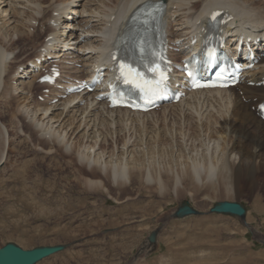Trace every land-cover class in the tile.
Instances as JSON below:
<instances>
[{
	"label": "rangeland",
	"instance_id": "374dc122",
	"mask_svg": "<svg viewBox=\"0 0 264 264\" xmlns=\"http://www.w3.org/2000/svg\"><path fill=\"white\" fill-rule=\"evenodd\" d=\"M37 36L24 48L29 51L23 53L20 44L11 56L15 57L13 70L33 57L35 43L43 40ZM74 46L71 42L68 48ZM20 98L13 99L9 107L5 101L0 104V122L10 141L6 162L0 166V248L8 243L26 250L65 247L38 264H264V174L256 176L254 186L251 178L243 177L238 188L241 194L234 198L215 196L206 187L197 193L190 179L186 184L192 188L191 194H174L173 173L180 171L189 157L190 164L194 158L208 157L212 145L206 140L188 142V121L178 114L166 116L174 112L172 109L150 120L137 119L120 132L104 128L96 148L109 156L106 161L112 165L119 162L118 149L124 144L138 154L143 150L156 152L150 158L131 159L129 164L136 166L134 173L129 182L121 183L113 182L111 173L104 176L89 168L76 153L66 152L52 139L45 136L44 141L22 112L26 102ZM199 130L192 124L193 135L203 133ZM79 136L73 135V143ZM0 137L1 149L2 132ZM148 172L165 180L167 189L147 182ZM259 198L262 206L259 204L258 210ZM185 201L202 213L173 218ZM226 201L246 206L248 220L209 213L215 204ZM154 231L157 243L153 247L149 237Z\"/></svg>",
	"mask_w": 264,
	"mask_h": 264
},
{
	"label": "bare ground",
	"instance_id": "6f19581e",
	"mask_svg": "<svg viewBox=\"0 0 264 264\" xmlns=\"http://www.w3.org/2000/svg\"><path fill=\"white\" fill-rule=\"evenodd\" d=\"M44 1L0 0V104L5 101L9 107L13 99L16 101L21 97L20 99L26 102L21 107L22 112L33 121L32 127L38 133H42L44 141L45 135H47L46 137L52 139L56 144L63 146L66 152L76 153L79 160L89 168L98 169L104 176L111 173L113 182H129L136 167L130 165L129 161L136 157L150 158V155L156 153L155 150H143L138 154L134 149H130L127 144H124L122 149L117 148L119 162L112 165L110 161H106L109 156H106L103 150L97 149L96 145L101 139L104 128L110 127L112 131L114 128L120 132L121 129L132 125L135 120H150L158 113L153 111L148 114H136L121 109L107 110L104 105L90 100L89 97L82 98L86 104L81 106L78 103L81 99L77 96L67 98L63 102L59 100L55 105H52L49 102L56 98L55 95H52L44 103L32 104L31 95L35 83L30 79L27 81L26 77V75L28 77L32 75L28 73V70L18 74L19 66L22 65L13 70L11 62L15 60V57L11 56H15V51L20 44H23V53L27 50L24 49L27 45L24 43L30 42L34 36L29 32L32 27L30 23L38 22L41 33L45 28L50 32V35H54L52 42L54 46L51 50L64 55V60L70 59V62L81 63L83 66L82 70L70 68L66 73L88 75L89 70L85 67L91 68L100 59V50L109 46L110 43L113 45L118 41L127 19L130 18L133 11L145 1L156 0H67L64 2L51 0L48 5ZM163 1L167 4L169 26L172 29L176 27V30L171 31V35H175V38L178 39L194 33L196 30L194 27H200L205 23V11L217 7H228L235 15V21L227 32L234 33L238 29H242L250 33H264V0ZM48 9H50V15L45 17ZM52 13H57V16H52ZM112 16H115V19L110 22ZM51 22H55V26H50ZM88 26H91V29L86 30ZM71 42H74L75 46L68 48ZM44 43L45 41L41 47ZM70 49H72L71 52ZM88 51L90 52L87 53ZM240 90L245 92V100L239 96L235 89L204 91L195 92L184 102L162 109L161 112L164 115L168 109L174 111L167 113L166 116L170 118H174L178 114L188 121V132L185 136L188 142L206 140L212 145V153L208 157L194 158L191 164L190 157L188 161L184 162L185 164L181 160L180 163L183 165L180 167V171L174 172L173 179L170 178L173 180L172 191L174 194L184 192L191 194L192 188L186 184V180L190 179L194 185L193 191L197 193L206 187L210 188L215 196L219 194L226 195L227 198H234L241 194L238 192L240 191L238 188L243 177L251 178V184L254 186L256 176L264 174V122L251 110L253 103L246 102V100L251 101L255 97L263 98L264 89L240 87ZM57 110L60 112L55 114ZM192 124L198 130L200 128L203 133L193 135L190 132ZM1 132L3 144L0 149V166L6 162L7 145L10 142L8 130L0 122ZM113 133L116 134V131ZM74 134L80 135L76 144L72 140ZM111 137L114 138V135ZM78 141L82 142V145L78 146ZM146 176L147 182H156L159 187H165V180L160 177L156 179V176L154 178L150 172ZM95 182L96 185H103L101 181ZM89 183L94 184L93 181H89ZM256 201V208L259 210L260 198ZM185 203L197 211L198 215L202 213L194 208L189 201L182 204ZM245 209L246 214L243 217H237L244 222L248 220L246 206ZM209 213L215 214L210 210ZM172 216L182 219L175 216V212ZM254 232L256 233L257 230ZM151 234H155V241H149V243L154 247L157 243V231Z\"/></svg>",
	"mask_w": 264,
	"mask_h": 264
},
{
	"label": "water",
	"instance_id": "95a60500",
	"mask_svg": "<svg viewBox=\"0 0 264 264\" xmlns=\"http://www.w3.org/2000/svg\"><path fill=\"white\" fill-rule=\"evenodd\" d=\"M210 212L243 217L246 214V209L243 205L236 202H220L213 206ZM192 215H198V212L187 203L182 204L175 212V216L178 218H185L186 216ZM149 241H155V234L150 235ZM64 249V246L57 245L23 250L19 246L10 243L0 248V264H37L43 259L55 255Z\"/></svg>",
	"mask_w": 264,
	"mask_h": 264
},
{
	"label": "snow or ice",
	"instance_id": "6c2138e0",
	"mask_svg": "<svg viewBox=\"0 0 264 264\" xmlns=\"http://www.w3.org/2000/svg\"><path fill=\"white\" fill-rule=\"evenodd\" d=\"M216 15L219 14L217 13ZM213 19H216V16H213ZM209 58L211 59V54H209ZM119 69L122 83L126 87H128L130 91H135L139 94H143L146 99V102L148 103L153 102L155 96L159 94L157 89H160V85L166 84L167 77L162 72H160L158 64H154V66L148 68V70L153 74H160L159 79L154 81H149L145 78L142 72H140L138 69L131 67L130 65L120 63ZM195 86L201 87V85L199 84Z\"/></svg>",
	"mask_w": 264,
	"mask_h": 264
}]
</instances>
